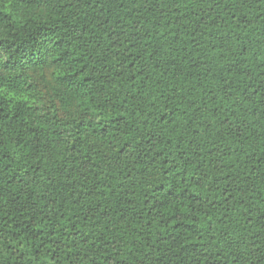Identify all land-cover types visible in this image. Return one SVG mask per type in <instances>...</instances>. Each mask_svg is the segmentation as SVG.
I'll list each match as a JSON object with an SVG mask.
<instances>
[{"label": "trees", "instance_id": "obj_1", "mask_svg": "<svg viewBox=\"0 0 264 264\" xmlns=\"http://www.w3.org/2000/svg\"><path fill=\"white\" fill-rule=\"evenodd\" d=\"M0 264H264V0H0Z\"/></svg>", "mask_w": 264, "mask_h": 264}]
</instances>
